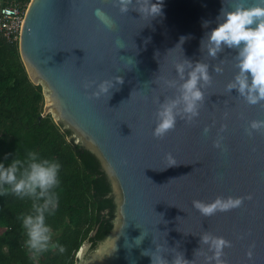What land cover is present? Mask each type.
<instances>
[{"label": "water", "instance_id": "1", "mask_svg": "<svg viewBox=\"0 0 264 264\" xmlns=\"http://www.w3.org/2000/svg\"><path fill=\"white\" fill-rule=\"evenodd\" d=\"M159 2L161 14L151 18L135 5L121 12L114 0H31L27 8L20 53L30 78L43 85L42 116L51 112L72 132L70 139L98 157L115 196L107 237L117 238L116 248L101 260L98 244L93 248L86 241L75 264H150L142 250H155L157 243L165 244L169 259L181 251L189 264H208L211 253L200 241L205 232L231 241L221 257L226 264H264V128L249 132L252 120H264V100L250 104L236 89H226L239 71L236 49L208 54L207 33L221 9L241 0ZM137 4L148 7L147 0ZM98 7L114 28L97 18ZM181 36L187 38L179 45ZM185 59L209 65L211 82L203 89L199 115L192 121L178 118L174 128L156 137V109L179 94L175 63ZM216 65L223 70L215 71ZM115 76L123 82L92 95L100 81ZM221 137V146H215ZM217 196L243 200L210 216L193 206V200L211 202ZM141 232L146 235L136 245Z\"/></svg>", "mask_w": 264, "mask_h": 264}, {"label": "clouds", "instance_id": "2", "mask_svg": "<svg viewBox=\"0 0 264 264\" xmlns=\"http://www.w3.org/2000/svg\"><path fill=\"white\" fill-rule=\"evenodd\" d=\"M114 3L121 12H127L130 6L135 5L134 8L141 15L148 13L150 18L161 14L162 11V3L159 0L157 2L147 0V8H141L137 0L135 3L133 0H114ZM95 14L106 27H115L114 20L103 8H96ZM219 17L215 27L207 33L208 54L216 56L225 46L234 48L239 69L234 78L226 84V89L228 91L236 89L250 104L264 100V0H255L251 4L247 3V0H241L230 10L222 8ZM204 23L207 25L209 22ZM186 38L181 36L179 45H182ZM117 43L120 41L118 40ZM132 63L130 58L129 64ZM175 68L181 79L179 94L164 100L156 109V123L153 129V135L156 137H163L174 128L178 118L192 121L197 117L205 97L203 89L211 82L209 65L206 62H192L185 59L176 62ZM222 70L219 65L215 66V71ZM117 82L122 83L123 78L115 76L113 79L100 81L92 95L99 97L110 92V89L117 86ZM164 82L170 87L176 85L174 80L165 79ZM89 86V83L84 84L85 88ZM262 128H264V120H252L249 132ZM203 131L207 133L209 126L206 125ZM221 140L222 137L216 139L215 146L220 147ZM9 155L6 153L5 158ZM61 168L62 164L59 160L42 157L32 150L27 151L24 159L16 157L8 164L0 161V195L10 192L20 199L31 200V210L21 212L18 219L26 237L24 246L33 259H37L50 249L59 252L65 250V246L59 240H53V229L47 222V217L54 215L59 207L60 196L57 188L61 183ZM242 200L243 198L239 196H217L211 202L193 200V206L201 214L210 216L218 210L238 207L242 204ZM145 235L141 232L135 237V244L139 245ZM116 239L113 241L110 237H106L98 243L96 251L101 260L116 248ZM200 241L207 245L211 253L206 255L208 264H226L221 257L224 247L230 245L231 241L207 232L200 236ZM164 250L165 244L157 243L155 250L143 249L142 253L151 257L150 264H189L190 261L184 257L183 252L173 250L175 254L169 259L163 254ZM247 255L251 257V251Z\"/></svg>", "mask_w": 264, "mask_h": 264}, {"label": "trees", "instance_id": "3", "mask_svg": "<svg viewBox=\"0 0 264 264\" xmlns=\"http://www.w3.org/2000/svg\"><path fill=\"white\" fill-rule=\"evenodd\" d=\"M20 1L27 4L31 0ZM45 106L43 85L30 78L19 41L0 37V161L8 164L16 157L24 159L32 150L61 162L59 207L47 222L53 240L65 246L64 252L50 249L31 258L18 219L21 212L31 210V200L9 192L0 195V264H75L86 241H92L95 248L114 226L102 215L106 209L113 214L116 205L106 198L111 187L100 160L70 139L72 132L58 124L51 112L42 116ZM6 153L10 154L7 158Z\"/></svg>", "mask_w": 264, "mask_h": 264}, {"label": "built area", "instance_id": "4", "mask_svg": "<svg viewBox=\"0 0 264 264\" xmlns=\"http://www.w3.org/2000/svg\"><path fill=\"white\" fill-rule=\"evenodd\" d=\"M28 5L20 0H6L0 8V37L12 43L20 41Z\"/></svg>", "mask_w": 264, "mask_h": 264}, {"label": "flooded vegetation", "instance_id": "5", "mask_svg": "<svg viewBox=\"0 0 264 264\" xmlns=\"http://www.w3.org/2000/svg\"><path fill=\"white\" fill-rule=\"evenodd\" d=\"M103 170V169H102ZM110 187H111V185H110ZM106 198L107 199H112L113 200V202L115 203V196H114V194H113V191H112V187H111V190L107 193V195H106ZM115 205H116V203H115ZM116 209H117V207H116ZM115 212H116V210L113 212V214L111 213V211L109 210V209H106L104 212H103V218L104 219H108V220H111V222L113 223V221H114V218H115Z\"/></svg>", "mask_w": 264, "mask_h": 264}, {"label": "rangeland", "instance_id": "6", "mask_svg": "<svg viewBox=\"0 0 264 264\" xmlns=\"http://www.w3.org/2000/svg\"><path fill=\"white\" fill-rule=\"evenodd\" d=\"M4 1H6V0H0V8L4 5V4H3ZM46 104H47V102H46Z\"/></svg>", "mask_w": 264, "mask_h": 264}]
</instances>
